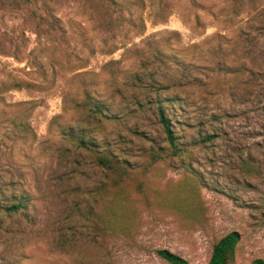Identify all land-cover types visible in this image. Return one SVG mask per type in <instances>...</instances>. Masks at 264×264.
<instances>
[{"label":"rangeland","instance_id":"1","mask_svg":"<svg viewBox=\"0 0 264 264\" xmlns=\"http://www.w3.org/2000/svg\"><path fill=\"white\" fill-rule=\"evenodd\" d=\"M44 1L0 0V206L28 202L0 212V264H207L230 232L233 264L264 261V0H116L109 26L98 0ZM160 105L181 152L145 169L168 150ZM61 128L141 182L104 238L85 216L102 175Z\"/></svg>","mask_w":264,"mask_h":264},{"label":"trees","instance_id":"2","mask_svg":"<svg viewBox=\"0 0 264 264\" xmlns=\"http://www.w3.org/2000/svg\"><path fill=\"white\" fill-rule=\"evenodd\" d=\"M23 5L33 6L36 0H18ZM42 4L45 3L44 0H39ZM98 2L105 6L104 12L108 14V22L106 25H110V16L116 8H119V4L116 0H98ZM45 6V5H44ZM30 15H35L33 10H30ZM120 13V11H119ZM49 21L50 28L59 27L58 19L53 17L51 14L47 17ZM228 68L230 70L231 66L223 64H216L217 72L225 71ZM12 87L18 89L21 86L19 83L15 82ZM163 87H160V92L163 91ZM159 90H155V93ZM87 100V99H86ZM91 117H98L102 119H110L109 113L103 111L101 108H94L91 110ZM165 108L160 105L157 107V119L162 127L164 134V139L167 144L168 150L166 153L161 154L160 150H149L143 153V158L145 159V165L143 168H151L160 160L171 159L178 157L180 155V149L177 147L175 136L171 130V122L167 118L165 113ZM63 130V128H61ZM63 136L67 137L69 141L76 143L77 147L91 155V160L95 168L100 171L102 175V182L96 188V196L100 205H96L94 200L91 207L86 210V222L89 223L91 229L101 238L108 236L111 231V211L114 207V202L121 193L129 187L132 182L135 191L140 192L141 182L137 181V177L134 175L135 169L130 167L129 164L125 163L124 160L117 158L108 148H102L96 144L95 139L84 129L66 128L61 133ZM215 134H209L200 140V143L205 145L206 143H211L215 139ZM141 189V190H140ZM27 200L23 198H14L11 204L0 206V212H4L7 215L21 214L23 209L27 206ZM238 243V236L234 232H230L221 238H219L211 247L210 256L207 264H233L234 261V251L236 244ZM158 255L167 264H187L182 258L167 252L159 251ZM251 264H264L261 259H255Z\"/></svg>","mask_w":264,"mask_h":264}]
</instances>
